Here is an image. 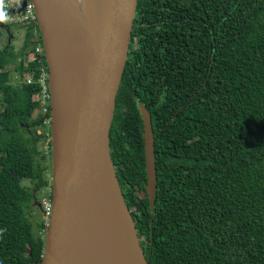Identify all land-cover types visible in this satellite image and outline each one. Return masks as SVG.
I'll list each match as a JSON object with an SVG mask.
<instances>
[{
	"label": "trees",
	"instance_id": "trees-1",
	"mask_svg": "<svg viewBox=\"0 0 264 264\" xmlns=\"http://www.w3.org/2000/svg\"><path fill=\"white\" fill-rule=\"evenodd\" d=\"M131 35L109 152L149 264H264V0H137ZM37 44L26 32L18 86L5 69L13 47L0 48V264L43 255L26 216L50 188V158L35 161L44 135H25L50 117L29 122L46 64L43 49L26 61ZM139 104L154 133V213Z\"/></svg>",
	"mask_w": 264,
	"mask_h": 264
},
{
	"label": "water",
	"instance_id": "water-1",
	"mask_svg": "<svg viewBox=\"0 0 264 264\" xmlns=\"http://www.w3.org/2000/svg\"><path fill=\"white\" fill-rule=\"evenodd\" d=\"M30 1L47 66L52 123L51 212L39 264H149L109 152V131L128 61L137 0H95V19L79 9L77 0ZM59 34L65 36L55 40ZM67 41L82 58L73 84L66 77L61 50L71 51ZM60 96L66 100L65 112L55 124ZM139 109L145 190L154 213V133L149 112L141 104Z\"/></svg>",
	"mask_w": 264,
	"mask_h": 264
},
{
	"label": "rangeland",
	"instance_id": "rangeland-1",
	"mask_svg": "<svg viewBox=\"0 0 264 264\" xmlns=\"http://www.w3.org/2000/svg\"><path fill=\"white\" fill-rule=\"evenodd\" d=\"M6 12H8L7 9H6ZM6 17H7L6 22H0V48H5L8 46L13 47V50L16 54L15 60L10 62L6 66L5 69L9 72L11 84L18 86L26 78V77H21L19 72L16 69V65L19 61L18 52L25 39V34L26 32L29 33L31 41H38L39 39H41V37H39L40 32L38 33L37 29L35 27H31L30 24L20 22L16 20V18H11L8 14L6 15ZM38 46L41 47L40 44L36 45V47ZM41 53H42V50H41ZM33 54H34V50L29 48L27 51L26 61L32 58ZM39 114H40L39 109L36 108L34 110L33 115L30 117L29 122L36 120ZM51 126H52L51 118H49L47 123L40 124L35 127L30 126L29 128H26V132H25V135H28V134L32 136H34L35 134L44 135V137L37 143V147L40 153L35 156V161L38 162L40 160V155L44 154L47 159L48 167H49V158H50V166H51V155H49ZM48 174H49L48 179H50L51 181V168H50V172L48 170ZM20 183L23 186H25L27 189L31 190L33 188L34 181L27 179V178H22ZM49 189H50L49 187H46L45 189H41L37 191L35 198L31 202H29V204L27 205V210H26L27 218L33 223L34 235H39V236H42L43 238L45 236L46 229L45 230L40 229L38 227V224L41 222H44L43 217H42L43 209L41 207V204L44 198L48 196Z\"/></svg>",
	"mask_w": 264,
	"mask_h": 264
},
{
	"label": "built area",
	"instance_id": "built-area-1",
	"mask_svg": "<svg viewBox=\"0 0 264 264\" xmlns=\"http://www.w3.org/2000/svg\"><path fill=\"white\" fill-rule=\"evenodd\" d=\"M4 6L8 10L9 16L11 18H16V20L30 24L31 26H34L36 24V16L34 13L33 5L30 0H6ZM41 50V47H36L34 49L33 56L38 55L40 57L42 54ZM38 70L39 75L36 78V82L39 84L40 90L37 94H35L34 99L39 104V106L37 107V109H39V112L41 114H46L47 112H50V93L48 88V72L46 64H42ZM30 81L31 78H27L26 82L30 83ZM49 118L50 117L45 118L42 124L47 123ZM41 207L43 209L42 217L44 220V224L47 225L51 212L50 189L48 191V196L44 198Z\"/></svg>",
	"mask_w": 264,
	"mask_h": 264
},
{
	"label": "bare ground",
	"instance_id": "bare-ground-1",
	"mask_svg": "<svg viewBox=\"0 0 264 264\" xmlns=\"http://www.w3.org/2000/svg\"><path fill=\"white\" fill-rule=\"evenodd\" d=\"M79 9L90 19L96 18V4L95 0H77ZM60 35L64 37L65 35L59 34L55 36V40L60 39ZM59 42V41H58ZM66 45L70 46L71 51L62 50L63 55L65 56L66 60L63 61L64 69L66 77L68 76V81L73 84L74 82L71 81L73 78L77 77V73L79 70L82 69V58L80 55H76L74 52L73 46L67 41ZM61 48L63 47V43L60 44ZM68 67V68H67ZM70 76H73L72 78ZM73 86V85H71ZM65 99L63 97L57 98L56 103V114L54 116L55 124L59 123L62 120V113L64 110V103ZM125 264V263H124Z\"/></svg>",
	"mask_w": 264,
	"mask_h": 264
},
{
	"label": "clouds",
	"instance_id": "clouds-1",
	"mask_svg": "<svg viewBox=\"0 0 264 264\" xmlns=\"http://www.w3.org/2000/svg\"><path fill=\"white\" fill-rule=\"evenodd\" d=\"M3 6H4V0H0V22H6L7 17L5 12L3 11ZM161 102H163L162 98H161ZM3 230H0V232H2Z\"/></svg>",
	"mask_w": 264,
	"mask_h": 264
},
{
	"label": "flooded vegetation",
	"instance_id": "flooded-vegetation-1",
	"mask_svg": "<svg viewBox=\"0 0 264 264\" xmlns=\"http://www.w3.org/2000/svg\"><path fill=\"white\" fill-rule=\"evenodd\" d=\"M133 29V28H132ZM132 36V35H131ZM130 42H131V40H130ZM130 45V44H129ZM129 53V52H128Z\"/></svg>",
	"mask_w": 264,
	"mask_h": 264
}]
</instances>
